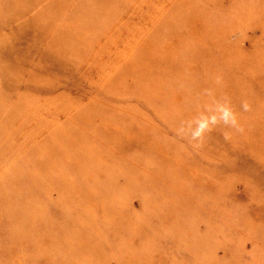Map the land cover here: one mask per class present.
Wrapping results in <instances>:
<instances>
[{"label":"rangeland","instance_id":"rangeland-1","mask_svg":"<svg viewBox=\"0 0 264 264\" xmlns=\"http://www.w3.org/2000/svg\"><path fill=\"white\" fill-rule=\"evenodd\" d=\"M17 1L0 264H264V0Z\"/></svg>","mask_w":264,"mask_h":264},{"label":"crops","instance_id":"crops-1","mask_svg":"<svg viewBox=\"0 0 264 264\" xmlns=\"http://www.w3.org/2000/svg\"><path fill=\"white\" fill-rule=\"evenodd\" d=\"M3 1H4V0H1L0 2L2 3ZM5 1H9V2H11V1H12V2H15V3H16V5H17V2H18L17 0H5ZM1 3H0V5H2ZM15 10L17 11V10H18V8L16 7V8H15Z\"/></svg>","mask_w":264,"mask_h":264}]
</instances>
